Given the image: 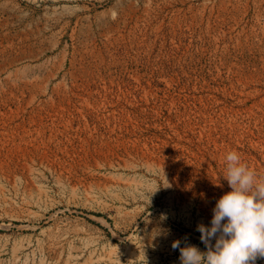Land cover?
I'll list each match as a JSON object with an SVG mask.
<instances>
[{
  "label": "rangeland",
  "instance_id": "obj_1",
  "mask_svg": "<svg viewBox=\"0 0 264 264\" xmlns=\"http://www.w3.org/2000/svg\"><path fill=\"white\" fill-rule=\"evenodd\" d=\"M232 150L264 177V0H0V264H180Z\"/></svg>",
  "mask_w": 264,
  "mask_h": 264
},
{
  "label": "clouds",
  "instance_id": "obj_2",
  "mask_svg": "<svg viewBox=\"0 0 264 264\" xmlns=\"http://www.w3.org/2000/svg\"><path fill=\"white\" fill-rule=\"evenodd\" d=\"M225 160L224 181L230 190L217 199L210 224L196 227L205 250L174 240L171 247L179 250L180 264H256L264 258V177L235 150Z\"/></svg>",
  "mask_w": 264,
  "mask_h": 264
}]
</instances>
